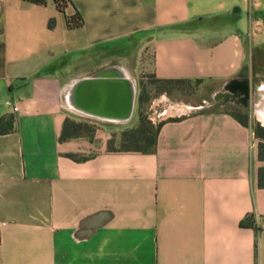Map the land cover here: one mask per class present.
Segmentation results:
<instances>
[{
    "label": "crops",
    "instance_id": "1",
    "mask_svg": "<svg viewBox=\"0 0 264 264\" xmlns=\"http://www.w3.org/2000/svg\"><path fill=\"white\" fill-rule=\"evenodd\" d=\"M69 1L0 0V264H264V140L231 115L246 109L162 111L151 152L112 136L138 123L135 70L200 84L194 107L246 64L252 78L264 0ZM117 61L135 66L131 120L82 115V87Z\"/></svg>",
    "mask_w": 264,
    "mask_h": 264
},
{
    "label": "water",
    "instance_id": "2",
    "mask_svg": "<svg viewBox=\"0 0 264 264\" xmlns=\"http://www.w3.org/2000/svg\"><path fill=\"white\" fill-rule=\"evenodd\" d=\"M94 78L93 85L85 84L82 87L81 103L76 108L82 115L102 122L128 123L132 118L137 89L130 69L121 61L111 62L96 70ZM224 93L231 94L234 100L224 99ZM251 97L256 112L264 120V83L257 86L251 83L249 69L245 65L234 79L221 86L210 101L197 107L180 106L186 111H198L221 101L223 104L231 102L249 109Z\"/></svg>",
    "mask_w": 264,
    "mask_h": 264
},
{
    "label": "rangeland",
    "instance_id": "3",
    "mask_svg": "<svg viewBox=\"0 0 264 264\" xmlns=\"http://www.w3.org/2000/svg\"><path fill=\"white\" fill-rule=\"evenodd\" d=\"M259 60L263 63L256 66L257 67L256 71L258 72L255 73L253 71L252 78H250V75H249L250 81L254 82L255 86L264 83V57H260ZM128 67L132 69L135 66L128 65ZM248 69H249V66H248ZM139 72L140 70H135L136 74L134 73L137 79V83L141 89V92L143 91L142 94L144 95V101L143 103H141V107L139 105V108L142 109L143 112H145L144 114L148 118L150 117L154 118L156 117L157 114H160L162 111H166L171 108H176L177 106H180L181 104L182 105L189 104L193 106L197 105L201 103L200 101H201L202 96H204V93L206 94V89L202 88L200 84H196V83H193L192 85L188 83H182L179 85V90L170 89V91L160 92V87L156 83H154V79L152 78L150 71H147V70H145V72L141 71L144 75L139 74ZM141 77L145 78L146 80L141 81L140 80ZM164 95H166L165 99L161 101L160 96H164ZM209 99L211 100V98H208V101ZM252 99L253 98L251 97V100H250L251 108L253 106ZM150 106L151 108L150 110H148ZM245 112L248 114L249 120L252 125L259 124L261 126L264 124V121L262 117L260 116V114L258 112H254L253 108L251 109V111H248V109H246ZM245 112H242V113H245ZM135 126H137V123H134L132 127L130 126L126 128H117L115 130L112 136L116 137L117 147H119V143H120L119 139H120L122 132L128 131Z\"/></svg>",
    "mask_w": 264,
    "mask_h": 264
},
{
    "label": "trees",
    "instance_id": "4",
    "mask_svg": "<svg viewBox=\"0 0 264 264\" xmlns=\"http://www.w3.org/2000/svg\"><path fill=\"white\" fill-rule=\"evenodd\" d=\"M22 2L44 6L47 0H21ZM54 5L61 13H64L65 8L70 4L69 0H53ZM53 21L50 22L52 24ZM66 25L69 29H77L82 27V19L77 14L66 17ZM160 87V92H166L171 90H179V85L182 83H188L186 81H160L155 80ZM143 93V91H142ZM141 93L139 97L140 105L144 101V95ZM146 100V98H145ZM143 110L138 112V123L137 126L131 128L128 131L122 132L120 136L119 147L127 151H137V152H151L155 147V139L157 133L160 129L161 124H153L149 118L144 114ZM238 122L244 126H248L250 120L248 114L245 113H231ZM255 137L264 140V127L259 124L252 125ZM76 128V127H75ZM3 130L1 128L0 122V133ZM63 137V135H62Z\"/></svg>",
    "mask_w": 264,
    "mask_h": 264
},
{
    "label": "flooded vegetation",
    "instance_id": "5",
    "mask_svg": "<svg viewBox=\"0 0 264 264\" xmlns=\"http://www.w3.org/2000/svg\"><path fill=\"white\" fill-rule=\"evenodd\" d=\"M251 83H254V82H252V81H250ZM224 99H226V100H234V98L232 97V95L231 94H227V93H224ZM236 101V100H235Z\"/></svg>",
    "mask_w": 264,
    "mask_h": 264
},
{
    "label": "bare ground",
    "instance_id": "6",
    "mask_svg": "<svg viewBox=\"0 0 264 264\" xmlns=\"http://www.w3.org/2000/svg\"><path fill=\"white\" fill-rule=\"evenodd\" d=\"M264 121V120H263Z\"/></svg>",
    "mask_w": 264,
    "mask_h": 264
}]
</instances>
